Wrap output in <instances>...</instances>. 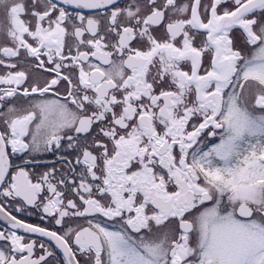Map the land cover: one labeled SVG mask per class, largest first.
<instances>
[{
	"label": "snow or ice",
	"instance_id": "obj_1",
	"mask_svg": "<svg viewBox=\"0 0 264 264\" xmlns=\"http://www.w3.org/2000/svg\"><path fill=\"white\" fill-rule=\"evenodd\" d=\"M0 264H264V0H0Z\"/></svg>",
	"mask_w": 264,
	"mask_h": 264
}]
</instances>
